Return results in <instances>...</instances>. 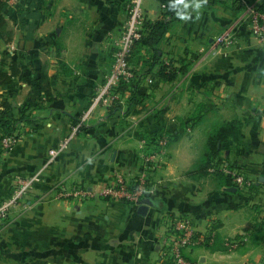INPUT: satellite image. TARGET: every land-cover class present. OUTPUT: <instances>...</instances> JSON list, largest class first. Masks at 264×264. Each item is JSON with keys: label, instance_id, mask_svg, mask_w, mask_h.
Masks as SVG:
<instances>
[{"label": "crops", "instance_id": "obj_1", "mask_svg": "<svg viewBox=\"0 0 264 264\" xmlns=\"http://www.w3.org/2000/svg\"><path fill=\"white\" fill-rule=\"evenodd\" d=\"M247 1L264 11V0ZM130 3L7 5L13 37L0 33V64L9 71L16 61L24 78L0 86V96L11 102L12 118L28 105L32 119L0 153V207L30 203L11 207L5 231L44 237L18 249L0 243V264H167L161 239L170 217L189 218L201 237L186 251L192 261L264 264V42L253 35L245 4L237 11L231 0H189L162 45L166 63L189 65L167 82L137 61L146 48L132 53L137 41L128 55L120 52ZM144 12L145 25L165 17L155 0ZM230 27L233 43L213 49ZM133 79L134 88H121ZM226 123L234 129L210 150L211 133ZM225 166L241 170L253 189L230 186ZM142 174L153 188L145 215L141 205L97 195L117 177L135 184ZM22 184L27 192L16 194ZM62 188L95 196H64Z\"/></svg>", "mask_w": 264, "mask_h": 264}, {"label": "built area", "instance_id": "obj_2", "mask_svg": "<svg viewBox=\"0 0 264 264\" xmlns=\"http://www.w3.org/2000/svg\"><path fill=\"white\" fill-rule=\"evenodd\" d=\"M145 1L146 0H131L129 17L122 37L124 43V47L120 51L122 55H128L133 44L143 37L146 20L144 12ZM18 2L19 0H8L10 5H15ZM242 2L245 4V7L250 14V29L253 35L260 42H264V11L255 3H250L247 0H243ZM234 38V28L230 27L218 36L213 49L231 45L235 40ZM127 72V70L123 71V75L125 77L131 76ZM100 97L101 94L98 95L96 99L99 100ZM117 99L118 96L114 95L109 97V102L111 103ZM17 140L18 138L15 136L5 137L2 141V151L9 150ZM146 161H151V158H146ZM224 172L232 177L234 187L236 188L244 190L252 183V181L243 173L239 172L238 169L225 166ZM132 186L135 187L132 188ZM152 191V186L147 183L146 176L142 174L135 184L127 183L121 177H117L114 183L104 187L97 195L112 201L141 205L143 199ZM67 194L74 197H81L83 199H89L90 197L95 196L92 191L85 188H76L71 192L64 191L61 195L66 196ZM8 208L9 204L1 206L0 216L5 214L6 211L8 212ZM165 224L166 228L161 239L163 245V259L165 262L167 264H198L192 261L186 254L187 249H190L202 241L193 222L186 217H170Z\"/></svg>", "mask_w": 264, "mask_h": 264}, {"label": "trees", "instance_id": "obj_3", "mask_svg": "<svg viewBox=\"0 0 264 264\" xmlns=\"http://www.w3.org/2000/svg\"><path fill=\"white\" fill-rule=\"evenodd\" d=\"M36 1V0H31ZM159 2L164 9V18L155 22H147L144 26L143 37L138 40L133 47V51L141 52L143 47L144 56L138 57L141 63L146 64L149 67V71L153 73L154 78L157 81L172 82L176 80L179 74H185L186 68L189 65L185 58H180L179 62L183 64L180 68H174L173 63H166L163 57L165 54L162 50V45L166 40V35L171 28V22L181 17L186 11V5L189 0H155ZM201 5H213L219 3L222 0H195ZM234 8L240 11L244 5L242 0H231ZM8 0H0V33L3 35L6 41H10L13 37V32L10 30L9 22L7 20V9ZM170 18V19H168ZM146 39V44H142V40ZM156 70V71H155ZM24 73L21 67L16 61L11 62L9 65V71L4 70L0 64V86L13 84L17 80H23ZM41 82L47 83L46 74H42ZM134 79L132 81L123 82L122 87H132ZM120 89V88H119ZM134 92V91H133ZM11 102L5 96H0V153L2 151V141L7 136H15L19 138V129L21 122H28L31 120V106L25 105L20 108V117L15 119L10 115ZM231 124H224L221 127L213 130L208 140V147L210 150H214L215 143L218 139H221L224 135L229 134L233 130ZM231 168H234L231 166ZM218 170V169H217ZM239 170V169H238ZM218 172V171H217ZM223 172V171H222ZM239 172L243 173L241 170ZM244 174V173H243ZM224 175L229 180V185L234 186L232 177L226 173ZM135 186H132V188ZM254 187L251 183L246 189L241 192L249 193Z\"/></svg>", "mask_w": 264, "mask_h": 264}, {"label": "rangeland", "instance_id": "obj_4", "mask_svg": "<svg viewBox=\"0 0 264 264\" xmlns=\"http://www.w3.org/2000/svg\"><path fill=\"white\" fill-rule=\"evenodd\" d=\"M153 81H155L153 79ZM64 188H62L58 194L64 193ZM27 192V188L24 187V185H20L16 190V194H24ZM9 204L8 210H11V207L14 206H20L22 207L23 210L28 208V206L31 204L28 202H23V201H17V202H9V203H3L2 205ZM11 213L8 211L5 212V214L0 216V227H3V231H0V243L4 245L6 249H13L15 247L18 249L19 247H27L28 245H31L33 241L35 243L40 242L42 243V238L44 235L42 233H36V234H26V233H9L5 231L6 225H8L13 217L10 215ZM23 222L22 218L20 219H15L13 220V223L19 226H21V223ZM42 224V223H41ZM15 254V253H13Z\"/></svg>", "mask_w": 264, "mask_h": 264}, {"label": "water", "instance_id": "obj_5", "mask_svg": "<svg viewBox=\"0 0 264 264\" xmlns=\"http://www.w3.org/2000/svg\"><path fill=\"white\" fill-rule=\"evenodd\" d=\"M150 204H151V200L149 198H144L139 208V213L142 215H145L146 212L148 211Z\"/></svg>", "mask_w": 264, "mask_h": 264}, {"label": "clouds", "instance_id": "obj_6", "mask_svg": "<svg viewBox=\"0 0 264 264\" xmlns=\"http://www.w3.org/2000/svg\"><path fill=\"white\" fill-rule=\"evenodd\" d=\"M197 8L199 7V5H195Z\"/></svg>", "mask_w": 264, "mask_h": 264}]
</instances>
